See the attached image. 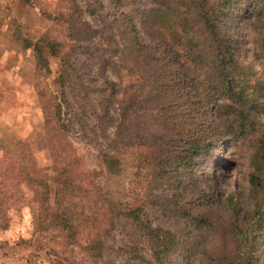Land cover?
<instances>
[{"label":"rangeland","instance_id":"obj_1","mask_svg":"<svg viewBox=\"0 0 264 264\" xmlns=\"http://www.w3.org/2000/svg\"><path fill=\"white\" fill-rule=\"evenodd\" d=\"M181 1L0 0V158L24 148L51 181L47 122L60 103L56 120L64 140L82 170L97 172L108 205L127 211L142 204L153 229L173 234L167 264H232L235 225L253 207L250 175L264 172L255 155L264 132V94L257 93L260 105L246 108L245 133L234 104L209 103L215 89L214 76L206 75L212 64L205 36L196 33L194 40L202 62L167 40L166 23L184 11ZM235 1L248 7L251 0ZM262 21L235 13L222 24L233 35L235 75L251 90L264 86V55L255 52ZM190 22L196 30L197 20ZM51 41L61 44L55 54ZM195 140L207 147L191 167L175 170L171 161ZM157 155L166 159L161 170ZM39 206L27 195L8 224L0 223V264H158L152 253L157 234L125 216L102 233L101 253L92 256L81 242L66 243L58 227L34 232ZM84 236L78 234L80 241ZM259 239L255 256L264 264V232Z\"/></svg>","mask_w":264,"mask_h":264},{"label":"trees","instance_id":"obj_2","mask_svg":"<svg viewBox=\"0 0 264 264\" xmlns=\"http://www.w3.org/2000/svg\"><path fill=\"white\" fill-rule=\"evenodd\" d=\"M180 3L184 6V11L171 16L166 23L172 37L167 40H173V43L180 45L186 56L192 55L194 60L202 62L204 56L199 47L200 44L194 40L197 36L196 33H203L207 40L204 44H207L210 49L206 55L212 64L206 75L214 76L210 86L215 89V93L208 97L211 100L209 103L227 100L234 104L235 111L238 113V129L245 133L248 121L246 108L249 112L256 105L262 103L259 101L257 93L262 90L264 94V86L251 90L244 85V81L240 77L235 75L238 69V60L233 45V35L229 33L228 29H224L222 24L226 23L232 14L244 13L245 19L259 17L263 20L264 25V0H251L248 7L238 6L235 0H182ZM160 11L166 14L165 10ZM194 18L198 24L196 30L190 22V19ZM257 42L255 52L264 55V35H261ZM60 45L53 41L48 43L52 54L57 52ZM34 49L37 52L38 64H42L44 59L41 47L35 45ZM181 70L185 76L189 74L187 65L182 64ZM60 106V103H55L51 113L52 121L47 122L48 131L50 130L47 133L49 149L52 154L53 176L51 181H48L45 169L34 163L32 153L23 154L24 148L19 149V154L16 157L0 158V223L7 225L11 211L20 210L27 195H31L32 201L38 202L41 209L39 218L34 221V232L58 227L66 243L80 245L81 242L82 248L86 252L96 256L101 253L103 248L102 233L112 230L116 217L125 216L148 233L157 234L158 245L153 248V257L158 264H167L164 261V256L175 246L172 239L173 234L164 229H153L144 219L147 217L143 212L142 204L133 209H127V211L113 209L108 205L106 196L101 191V181L97 172L82 170L80 158L75 154L72 143L64 140V126L57 123L56 120ZM230 138L232 137L228 135L226 140ZM206 145L196 140L189 143L171 161L174 169L191 167L193 158L203 148H206ZM258 145L255 155L259 161L257 166L261 168L264 166V132L260 135ZM165 160L159 156V160L155 162L159 164L156 166L157 169L161 170ZM263 174L264 172L258 170L250 175L253 207L245 212L235 225L236 241L235 250L231 256L232 264H260L255 255L260 243L259 238L264 232ZM50 186L53 187L52 191L57 199L56 209L50 202ZM77 196L79 201L75 198ZM78 203H81L82 208L76 212L73 207ZM87 206L88 213L85 212ZM79 233L85 235L83 242L78 238Z\"/></svg>","mask_w":264,"mask_h":264}]
</instances>
